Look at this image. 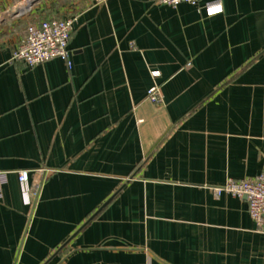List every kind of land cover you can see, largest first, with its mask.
<instances>
[{
	"label": "crops",
	"instance_id": "crops-1",
	"mask_svg": "<svg viewBox=\"0 0 264 264\" xmlns=\"http://www.w3.org/2000/svg\"><path fill=\"white\" fill-rule=\"evenodd\" d=\"M28 1L0 0V264H264L245 197L213 191L264 170V0ZM39 15L74 19L69 54L29 67Z\"/></svg>",
	"mask_w": 264,
	"mask_h": 264
},
{
	"label": "built area",
	"instance_id": "built-area-1",
	"mask_svg": "<svg viewBox=\"0 0 264 264\" xmlns=\"http://www.w3.org/2000/svg\"><path fill=\"white\" fill-rule=\"evenodd\" d=\"M105 0H94L101 3ZM153 3L176 7L179 3L198 4L200 0H149ZM219 11H214V9ZM222 6L219 1L207 3L205 11L207 15L220 13ZM74 19L66 18H46L27 25L23 38L11 52L12 60L23 61L27 66L33 67L43 62L61 57L67 59L68 42L73 30ZM150 101L157 103L160 101V94L156 86H152L147 91ZM45 171L41 168L35 169V178L30 182L29 171L20 169L17 171V180L21 187V197L25 204L29 205L31 200L37 198L45 178ZM6 182V173H0V198L2 197L1 185ZM216 195L228 193L236 197H245L247 211L256 224V230L264 234V170L253 178L232 179L228 178L220 186L213 187Z\"/></svg>",
	"mask_w": 264,
	"mask_h": 264
},
{
	"label": "rangeland",
	"instance_id": "rangeland-1",
	"mask_svg": "<svg viewBox=\"0 0 264 264\" xmlns=\"http://www.w3.org/2000/svg\"><path fill=\"white\" fill-rule=\"evenodd\" d=\"M55 1H56V2L54 3V5L51 4L50 8L48 7V9H52L51 11H49V13H50V12H55V14H56V12H57V11L59 12V10H60L59 13L65 14L66 12H68V10L66 11V10H64L63 8H66L65 6H66L68 3H70V1H71V3H72V1H74V0H55ZM45 7H46V6H45ZM45 7H44V8H45ZM56 17H57V16H56ZM58 17H59V16H58ZM42 19H46V17H45V16H42V15H39L38 18H34L32 22H36V21H39V20H42ZM32 22H31V23H32Z\"/></svg>",
	"mask_w": 264,
	"mask_h": 264
},
{
	"label": "water",
	"instance_id": "water-1",
	"mask_svg": "<svg viewBox=\"0 0 264 264\" xmlns=\"http://www.w3.org/2000/svg\"><path fill=\"white\" fill-rule=\"evenodd\" d=\"M33 2H34V0H29L28 1V6H30Z\"/></svg>",
	"mask_w": 264,
	"mask_h": 264
},
{
	"label": "snow or ice",
	"instance_id": "snow-or-ice-1",
	"mask_svg": "<svg viewBox=\"0 0 264 264\" xmlns=\"http://www.w3.org/2000/svg\"><path fill=\"white\" fill-rule=\"evenodd\" d=\"M214 11H219V9L217 8V9H214Z\"/></svg>",
	"mask_w": 264,
	"mask_h": 264
}]
</instances>
